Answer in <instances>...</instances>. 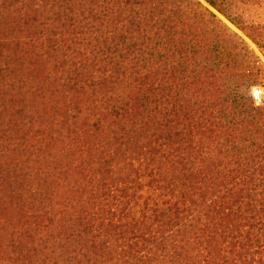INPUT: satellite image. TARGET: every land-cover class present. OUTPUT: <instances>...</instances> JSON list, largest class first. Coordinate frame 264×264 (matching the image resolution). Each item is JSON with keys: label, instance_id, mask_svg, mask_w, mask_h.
Listing matches in <instances>:
<instances>
[{"label": "trees", "instance_id": "1", "mask_svg": "<svg viewBox=\"0 0 264 264\" xmlns=\"http://www.w3.org/2000/svg\"><path fill=\"white\" fill-rule=\"evenodd\" d=\"M234 1L0 0V264H264Z\"/></svg>", "mask_w": 264, "mask_h": 264}, {"label": "rangeland", "instance_id": "2", "mask_svg": "<svg viewBox=\"0 0 264 264\" xmlns=\"http://www.w3.org/2000/svg\"><path fill=\"white\" fill-rule=\"evenodd\" d=\"M203 1V0H202ZM214 12L219 16L221 20H223L232 30L237 32L245 41L249 44V46L259 55L261 60L264 63V51L261 50L240 28L241 24L246 25H264V3L256 4V5H245L239 1H234L232 3L229 13L232 17V21L228 19L226 16L218 13L214 10ZM262 88V96L260 100L264 102V86Z\"/></svg>", "mask_w": 264, "mask_h": 264}, {"label": "built area", "instance_id": "3", "mask_svg": "<svg viewBox=\"0 0 264 264\" xmlns=\"http://www.w3.org/2000/svg\"><path fill=\"white\" fill-rule=\"evenodd\" d=\"M262 93L263 92L261 87H256L254 89V98L258 104L264 103L262 100H260Z\"/></svg>", "mask_w": 264, "mask_h": 264}]
</instances>
